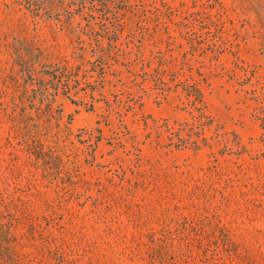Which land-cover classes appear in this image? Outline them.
I'll use <instances>...</instances> for the list:
<instances>
[{"label":"rangeland","instance_id":"rangeland-1","mask_svg":"<svg viewBox=\"0 0 264 264\" xmlns=\"http://www.w3.org/2000/svg\"><path fill=\"white\" fill-rule=\"evenodd\" d=\"M0 264H264V0H0Z\"/></svg>","mask_w":264,"mask_h":264},{"label":"trees","instance_id":"trees-1","mask_svg":"<svg viewBox=\"0 0 264 264\" xmlns=\"http://www.w3.org/2000/svg\"><path fill=\"white\" fill-rule=\"evenodd\" d=\"M8 8L13 9V11H15V12H21L23 17L24 16L28 17V13L25 9L26 7H23L22 3L20 1H12L11 3L8 4ZM39 14L40 13H33L32 15H29V16L33 19V21H37V17L39 16ZM90 17H92V15ZM43 19L48 20V19H52V17L50 15H48L47 18L43 17Z\"/></svg>","mask_w":264,"mask_h":264}]
</instances>
